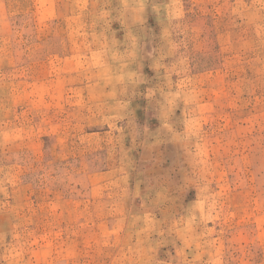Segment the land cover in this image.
Segmentation results:
<instances>
[{"label":"rangeland","instance_id":"374dc122","mask_svg":"<svg viewBox=\"0 0 264 264\" xmlns=\"http://www.w3.org/2000/svg\"><path fill=\"white\" fill-rule=\"evenodd\" d=\"M0 264H264V0H0Z\"/></svg>","mask_w":264,"mask_h":264}]
</instances>
